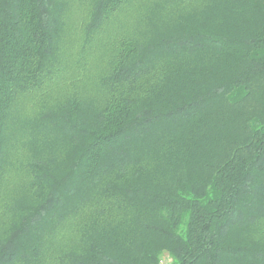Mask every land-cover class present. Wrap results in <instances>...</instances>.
Returning a JSON list of instances; mask_svg holds the SVG:
<instances>
[{
  "label": "trees",
  "instance_id": "trees-1",
  "mask_svg": "<svg viewBox=\"0 0 264 264\" xmlns=\"http://www.w3.org/2000/svg\"><path fill=\"white\" fill-rule=\"evenodd\" d=\"M0 264H264V0H0Z\"/></svg>",
  "mask_w": 264,
  "mask_h": 264
},
{
  "label": "rangeland",
  "instance_id": "rangeland-1",
  "mask_svg": "<svg viewBox=\"0 0 264 264\" xmlns=\"http://www.w3.org/2000/svg\"><path fill=\"white\" fill-rule=\"evenodd\" d=\"M19 149H16L15 151L17 152Z\"/></svg>",
  "mask_w": 264,
  "mask_h": 264
}]
</instances>
